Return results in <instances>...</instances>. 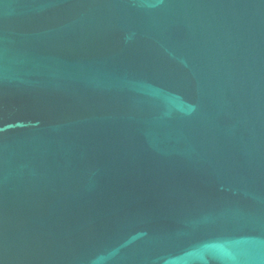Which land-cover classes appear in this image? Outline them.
<instances>
[{
  "label": "water",
  "instance_id": "1",
  "mask_svg": "<svg viewBox=\"0 0 264 264\" xmlns=\"http://www.w3.org/2000/svg\"><path fill=\"white\" fill-rule=\"evenodd\" d=\"M0 264H264V0H0Z\"/></svg>",
  "mask_w": 264,
  "mask_h": 264
}]
</instances>
